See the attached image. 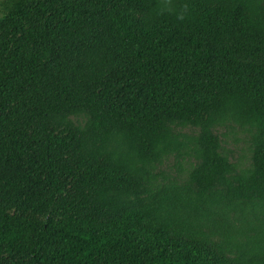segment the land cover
I'll return each instance as SVG.
<instances>
[{
    "label": "trees",
    "instance_id": "1",
    "mask_svg": "<svg viewBox=\"0 0 264 264\" xmlns=\"http://www.w3.org/2000/svg\"><path fill=\"white\" fill-rule=\"evenodd\" d=\"M0 264H264V0H15Z\"/></svg>",
    "mask_w": 264,
    "mask_h": 264
},
{
    "label": "rangeland",
    "instance_id": "2",
    "mask_svg": "<svg viewBox=\"0 0 264 264\" xmlns=\"http://www.w3.org/2000/svg\"><path fill=\"white\" fill-rule=\"evenodd\" d=\"M15 0H0V15L8 12ZM223 144L234 156L243 163L250 160V137L248 133L238 126L223 128ZM166 175H175L177 171L176 160L172 156L162 167Z\"/></svg>",
    "mask_w": 264,
    "mask_h": 264
}]
</instances>
